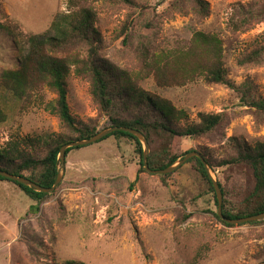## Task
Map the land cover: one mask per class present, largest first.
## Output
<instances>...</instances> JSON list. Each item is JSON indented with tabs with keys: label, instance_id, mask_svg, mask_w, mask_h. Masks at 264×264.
<instances>
[{
	"label": "rangeland",
	"instance_id": "obj_1",
	"mask_svg": "<svg viewBox=\"0 0 264 264\" xmlns=\"http://www.w3.org/2000/svg\"><path fill=\"white\" fill-rule=\"evenodd\" d=\"M66 1L0 0V81L3 71L21 65L32 36L52 33L50 23L65 11ZM205 1L204 15L193 0L84 3L95 12L100 56L126 69L140 88L169 100L190 121H197L199 113L225 114L222 127L213 134L183 137L171 149L179 154L204 149L212 160L231 153L232 137L250 145L264 144V117L243 105L233 90L207 83L203 76L161 86L153 70L149 76L142 71L145 58L151 61L163 47L181 48L193 29H201L218 34L229 47L224 57L226 77L239 83L249 76L264 98V62L239 65L237 59L264 44V0ZM175 2L180 8L174 7ZM245 4L254 16L243 29L228 25L234 8ZM143 50L147 55H142ZM66 82L70 113L99 130L107 128L109 121L93 102L89 81L70 72ZM41 92L42 102L33 95L25 102L26 98L19 99L0 82V109L5 114L0 121V150L11 137L27 136L43 144L65 131L58 116L44 107L56 95L47 88ZM155 139L148 142V156L153 159L163 146ZM43 150L39 146L31 152L41 157ZM136 150L132 139L115 135L72 148L63 171L58 163L59 184L37 211L30 209L35 202L22 189L0 180V264H61L69 259L85 264H264V221L222 224L215 217L213 194L194 178L192 162L177 168L165 183L161 174L141 168ZM210 170L232 191L233 201L253 185L245 165L236 169L210 166Z\"/></svg>",
	"mask_w": 264,
	"mask_h": 264
},
{
	"label": "trees",
	"instance_id": "obj_2",
	"mask_svg": "<svg viewBox=\"0 0 264 264\" xmlns=\"http://www.w3.org/2000/svg\"><path fill=\"white\" fill-rule=\"evenodd\" d=\"M135 5L133 0H124ZM202 14L208 11L205 0H193ZM174 7L180 8L175 2ZM254 10L248 5L235 7L228 25L235 29H243ZM95 12L84 3V0H67L65 11L56 14L50 23L51 34L32 36L27 55L21 65L15 70H5L1 74V85L10 89L19 97L29 101L33 95L38 102L43 101L42 88H47L56 95L53 102H47L44 107L58 116L65 131L55 139L43 144L27 136L11 137L5 149L0 150V170L14 175L23 176L41 186L50 187L57 174L58 151L60 146L71 141L90 138L100 130L95 124L77 120L69 110L67 101V76L73 72L79 78L86 79L90 84V94L98 111L107 116L110 126H125L140 131L148 142L157 138L162 149L147 157L150 169H163L190 151L201 154L203 159L212 167L236 169L239 165L247 166L252 173L253 185L239 200L233 201L232 191L220 181L218 185L222 193L221 210L226 218H242L264 212V144L257 142L248 144L241 138H229L230 154L221 159H209L204 149L198 151L187 149L182 153L172 152L183 137L197 138L213 134L222 127L225 114L199 113L197 121H190L185 111L176 109L169 100L147 92L138 86L132 75L119 66L106 60L99 54V32L94 24ZM225 46L222 39L215 33L193 29L190 38L181 48L163 47L155 52L151 61L145 58L144 76H153L159 85H180L203 76L205 82L221 84L233 90L240 102L251 107L259 116L264 117V98L257 92V84L246 76L239 83L226 77ZM142 55H147L143 50ZM238 59L239 65L258 64L264 62V44H257L244 52ZM143 76V77H144ZM31 94V95H30ZM28 97V98H27ZM125 113V114H123ZM5 114L0 109V121ZM106 128V127H104ZM126 136L136 144L139 163L142 164V146L139 140L125 131H113L108 136ZM43 147L44 154L39 157L31 151ZM79 147V146H74ZM74 147L66 149V154ZM164 156V158H163ZM189 162L194 165L195 179L203 181L206 191L213 194L217 205L214 188L198 157L192 156L177 170ZM177 170L161 174L165 182ZM0 180H8L16 184L35 203L30 209L38 210L39 204L49 196L0 175ZM166 183V182H165ZM167 185V184H166ZM188 215H185L187 217ZM215 217L224 225L230 226ZM264 219L247 222L256 224ZM61 264H85L77 260H65Z\"/></svg>",
	"mask_w": 264,
	"mask_h": 264
},
{
	"label": "water",
	"instance_id": "obj_3",
	"mask_svg": "<svg viewBox=\"0 0 264 264\" xmlns=\"http://www.w3.org/2000/svg\"><path fill=\"white\" fill-rule=\"evenodd\" d=\"M113 131L128 132V133L132 134L133 136H135L139 140V142L141 143V146L143 144L142 164H143V167L145 168V170H147L148 172H151V173H156V174L170 173V172L176 170L178 167H180L184 162H186L192 156L198 157L199 160L201 161V163H202V165L206 171V174H207L209 180L211 181V184H212L214 191H215V195H216V199H217V211H216L217 215L219 216L220 219H222L226 223L238 224V223H244V222H250V221L264 219V212H261L259 214H255V215H250L247 217L236 218V219L224 217L222 215V210H221L222 193H221L220 187L218 185V182L213 177L209 164L203 159L201 154L196 152V151H190V152L186 153L182 158L177 159L174 163H172L171 165H169L163 169H156V170L150 169L148 166V163H147V156L149 153L148 141H147L146 137L140 131L133 129V128H130V127L110 126V127H107V128L100 130L98 133L94 134L90 138L71 141V142H68L66 144H63L62 146H60L59 151H58V160L60 162L61 170L63 171V169H64L65 152H66L67 148L74 147V146H82V145H86V144L95 142V141L101 139L102 137L106 136L107 134H109ZM61 170L57 169L56 178L50 187L41 186V185L23 177V176L14 175V174L7 172V171H4V170H0V175L4 178L11 180V181H15V182H18V183L23 184L25 186L32 187L37 191L44 192V193H50L56 188V186L59 184V182L61 180V174H62Z\"/></svg>",
	"mask_w": 264,
	"mask_h": 264
}]
</instances>
